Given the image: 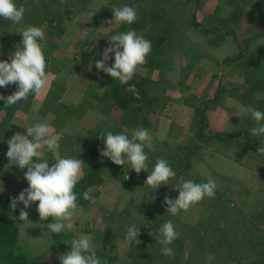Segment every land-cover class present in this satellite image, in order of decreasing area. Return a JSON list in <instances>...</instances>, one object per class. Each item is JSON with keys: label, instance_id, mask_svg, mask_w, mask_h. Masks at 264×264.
<instances>
[{"label": "trees", "instance_id": "1", "mask_svg": "<svg viewBox=\"0 0 264 264\" xmlns=\"http://www.w3.org/2000/svg\"><path fill=\"white\" fill-rule=\"evenodd\" d=\"M90 1L65 0V4L41 6L38 0H14L18 7L23 5L25 14L19 24H13L9 20L0 18V35L8 32V36H12V45H8L4 55L0 57V62H11L10 53H14L16 46L20 45L22 41L20 30L27 26H36L42 28L45 33V40L40 43L46 61L47 73L54 72L56 69H64L70 74L85 68L86 64L75 58L66 57L64 60H58L55 52L58 37L65 32L66 20L79 13ZM101 1L103 4L100 7V17L106 22L113 19V6L127 5L136 8L137 19L135 22L130 25L122 23L114 28L113 33L131 30L149 40L152 44V51L146 57V63L141 67L160 71L169 69L173 64L177 50L185 46L187 40L184 33L188 27L201 30L204 35L223 31L228 20H233L241 14L240 2L243 0H234V10L228 19L206 16L200 23L197 22L192 9L195 4H201V0ZM220 37L222 38L223 35ZM106 76L107 84L103 98L117 111L118 122L116 128L108 127L105 123L90 130L83 127L84 136H74L73 142L76 147L84 148L80 158L85 162L81 179L74 189L78 198V206L83 207L93 201L95 192L104 182V175H108V170L120 171L122 175L128 176L129 182L135 178L141 179L140 192L142 194H139L134 200V203L139 201V204L136 207L132 203L129 206H124L123 210L116 213L114 217H109L111 220L107 221V227H114L112 230L117 239L121 237L124 240L128 227L132 225L140 229L138 239L141 243L137 245L133 242L131 246L126 243L124 254L128 264H203L209 257L217 260L223 258L233 264H264V231L244 217L241 211L235 207H229L233 204L223 199L224 196L218 189H216L214 198L205 197L199 203L203 208V213L198 221L194 225H187L182 222L181 213L171 216L166 212L162 196L166 185H161L155 192L145 186L146 178L154 168L157 159L167 160L176 173V176L167 183L172 189L185 180H192L196 183L207 182L195 174L191 165L193 159L198 157L200 143L208 144L211 140L210 134L205 131L208 125L205 115L207 104L193 95L185 97L186 106L191 107L194 112V121L190 127H195V131L190 135L184 133L186 136L184 138L188 139V143L182 145V139L178 140L176 144L168 142L162 151H158L153 146L151 148L146 146L147 170L137 174L132 171L130 165L117 166L111 160L102 157L100 152L105 145L99 137L102 133L106 135L110 131L113 134H127L131 138L133 131L138 127L155 131L159 120L157 116H160L165 103H161L159 97L151 92L153 83L138 74H135L133 79L126 84L113 80L107 74ZM245 82L248 86L246 95L238 96L239 100L264 112L262 104L252 97L254 87H258L259 81L255 79L254 74L250 73ZM16 88L17 85L9 84L0 88V95L6 98L9 96L7 93ZM63 89L61 82H53L48 97L40 110L42 115L46 113L54 115L55 125L58 127L65 126L67 120L79 118L80 115V107L63 105L58 102ZM223 92L224 88L219 86L213 97L214 100L218 99ZM1 101L0 151H3L7 144L4 132L13 114L14 116L18 114L13 106L5 107L4 101ZM84 131H90V135ZM215 137L218 136L215 135ZM219 138L221 139V137ZM43 154V159H46L49 165L55 162L51 152L45 149ZM25 172L26 169H24L23 177ZM8 181L9 174L7 172L6 174L0 173V264H60L59 257L64 255L60 253H67L71 249L69 235L63 232L49 235L46 225L52 222L51 217L43 222L40 221L37 207L30 206L26 209L29 218L27 227L30 230L34 227L31 231L44 237L43 243H45L46 251L43 253L41 248L40 253L37 254L22 251L19 226L15 221L14 211L11 209V201L15 195L9 189ZM23 181L27 186L28 182L24 178ZM89 187H94L95 191L91 194L92 199L85 200L83 193ZM29 210L31 211L29 212ZM117 219H119L118 224L113 225V223H117ZM169 220L174 224L178 238L169 245L174 255L164 256L161 252L162 246L156 242V239L160 237L159 229ZM104 234L109 235L107 232ZM95 254L102 264L115 263L116 255H107L102 252ZM118 258L117 256V260Z\"/></svg>", "mask_w": 264, "mask_h": 264}, {"label": "crops", "instance_id": "2", "mask_svg": "<svg viewBox=\"0 0 264 264\" xmlns=\"http://www.w3.org/2000/svg\"><path fill=\"white\" fill-rule=\"evenodd\" d=\"M102 4L101 0H91L76 16H82L81 20L84 21L83 17L87 14V21L77 26L78 18L73 19L69 28L65 23V32L57 41L55 54L58 60H64L66 57L75 58L85 63L86 67L70 74L64 69H56L55 73H48V86L40 96L29 95L26 100L12 105L18 115L13 114L4 132L7 141L17 132L27 135L25 129L27 126L38 122L48 123L53 132L60 136L58 150L60 157L77 158L84 162L80 158L84 148L76 147L72 140L68 145L69 148L71 147L68 156L65 154L67 152L65 141L72 139L82 130L85 122L91 120L103 122L115 110L103 98L107 84L106 73L95 67L96 61L103 58V51L111 46L109 38L114 35V28L119 26L110 25L101 19ZM92 5H95L94 11H87ZM234 5V0H203L200 7L194 5L196 20L200 23L206 16L228 19L234 10ZM240 5L241 14L233 20H228L223 31L204 35L201 30L188 27L184 33L186 44L177 50L169 69L154 71L140 66L136 74L153 83L152 88L160 87L162 93L164 92L162 96L165 104L159 117V125L155 132H150L152 137L150 144L158 151H162L165 144L171 141L173 127L176 128L179 118L183 117L182 120H186L188 115L193 117V109L186 106L185 97L193 95L207 104L205 115L208 125L205 131L210 134L211 140L208 144L200 143L201 148L197 158L199 162L194 163L192 167L197 170L201 178L205 181H214L217 187L223 185V180H235L236 183H240L238 185H242L243 193H239L237 205L243 210V215L245 214L247 219L264 229V155L257 153L264 137L250 135V130L256 126V122L251 117V113L245 109L255 108L250 104H244L238 98L240 95H246L247 75L254 74L259 83L258 87H254L252 97L264 108V0H243ZM88 12L96 14L91 16ZM97 13H99L98 17ZM220 35L223 37L221 38ZM106 63L109 67L114 64V54L110 55ZM55 81L61 82L64 87L58 102L80 107L79 118L69 119L66 121L67 124L61 127L55 125L54 115L49 113L42 115L40 112ZM219 86L224 88V92L214 100L213 97ZM257 93L260 94L259 97ZM0 105L2 106L1 100ZM261 123L264 124V121ZM7 151L8 144L0 154L5 155ZM54 158L56 161L57 157ZM4 161L7 167L3 170L10 176L8 182L10 187H8L15 198H18L19 194L28 188L23 181L24 170L10 164L7 157ZM119 174V177L116 174L117 181L127 178L121 172ZM107 182L110 183L104 175V182L95 192L93 201L78 207L72 221L73 230L64 231L70 235L71 243L81 234L88 236L91 243L90 252L98 249L99 252L104 251L101 249L104 247L103 244L97 239V233L91 228V221L98 216L92 213L96 208L104 211L106 209L103 199L105 194L101 189ZM140 183L141 179L137 178L132 185H135L133 190H136ZM123 184L125 185L123 182L117 184V193L121 194L119 191L125 190ZM132 196L133 194L129 198L122 197V203H128ZM108 197H111V194H108ZM37 205L38 202L31 206ZM17 206L24 208L20 203H17ZM192 208L198 209V206ZM18 209L19 207H16L17 211ZM196 219L197 216L192 222L195 223ZM22 226L19 227L21 241L22 235L27 231L37 235L35 231L25 228V222ZM22 228L24 231L21 230ZM96 247L98 249H95ZM125 260L128 263V260Z\"/></svg>", "mask_w": 264, "mask_h": 264}, {"label": "clouds", "instance_id": "3", "mask_svg": "<svg viewBox=\"0 0 264 264\" xmlns=\"http://www.w3.org/2000/svg\"><path fill=\"white\" fill-rule=\"evenodd\" d=\"M113 19L107 23L110 25L132 24L137 19L135 7H112ZM25 14L23 5L17 6L14 0H0V18L19 24ZM90 12L88 15H94ZM22 41L16 46L14 53H10V60L0 62V88L9 84L17 85V90L6 98L0 95L5 107H10L21 100H26L29 95L40 96L48 86L49 74L46 72V61L40 41L45 40L42 28L27 26L20 30ZM110 45L103 51V58L96 61V69L103 71L113 80L126 84L133 79L137 69L146 63V57L152 51V44L144 37L137 35L135 31L121 32L109 38ZM114 54V64L109 67L107 61ZM103 90V89H101ZM260 96L259 93L256 94ZM245 111L251 113L256 126L250 130L252 137H264V112L248 108ZM27 135L17 132L7 141L8 151L6 156L10 164L17 165L21 170L26 169L24 179L28 182V188L19 194L18 198L11 201V209H16L17 203H22L24 209L37 203V212L40 221L52 218V222L46 225L47 233L59 234L63 231L73 230L72 223L78 209L77 195L74 189L81 179L84 162L77 158H59L60 136L55 134L48 123L38 122L25 127ZM99 139L104 142V149L100 155L117 166L130 165L132 171L139 174L147 170L148 155L145 147L151 148L152 139L150 132L143 128H136L131 138L127 134H101ZM51 152L58 158L49 165L43 159V150ZM257 153L264 155V141L261 142ZM176 173L165 159H157L154 168L147 176L145 186L153 192L161 185H167ZM128 179V176L125 180ZM216 184L212 180L205 183H196L185 180L178 184L177 199L165 197L166 212L176 216L182 211L187 212L191 207L199 204L205 197L214 198ZM94 187H89L83 193L85 200L92 199ZM19 221L28 222V212L21 210ZM29 223V222H28ZM160 237L156 239L162 248L164 256H173L174 252L169 247L178 238L175 226L171 220L165 222L159 229ZM140 229L135 225L128 227L125 242L131 246L133 242L141 243L138 239ZM91 243L88 236L81 234L71 243V249L67 254L59 257L60 264H102L94 252H90Z\"/></svg>", "mask_w": 264, "mask_h": 264}, {"label": "rangeland", "instance_id": "4", "mask_svg": "<svg viewBox=\"0 0 264 264\" xmlns=\"http://www.w3.org/2000/svg\"><path fill=\"white\" fill-rule=\"evenodd\" d=\"M38 1H39L38 3L41 6H47V5H50V4L51 5H53V4H58V5L59 4H65V0H54V1H51V0H38ZM201 1H202L201 4L197 3L195 5L197 7L199 5L201 6L202 3H203V0H201ZM94 3H96V2H94ZM94 9H95V5H92L90 8H88L87 11H94ZM192 11H194V13H195V8H193ZM77 14H75V15L71 16V18L67 19V21L65 22L67 28H69V25L73 21V19H77L78 18L77 26H80L82 24V22L85 23V21H87V19H88L87 14H85V16L83 17V19H85L84 21L81 20L82 16L81 17L80 16L76 17ZM98 14L99 13H97V17H98ZM95 17H96V15H95ZM8 45L9 46L12 45V36L10 35V37H9L8 36V32H4L3 34L0 35V57L2 55H4V52L9 47ZM152 89H153L152 93H154L155 96L159 97L161 103H163L162 94L164 92L162 93V91L160 90V87H154ZM13 92H15V90L9 91V95H11ZM157 117H160V116H157ZM182 118L183 117L178 119V121L176 123L177 124L176 128L173 127L172 131L174 133H173V137H172V139L170 141L171 144H176L177 141L178 140L181 141V139H182V145H184L185 143H188V139L184 138V137H186L185 134L190 135V133H193L195 131V127H190L192 125V121H194L193 117L191 115H188L186 120L185 119L182 120ZM180 120H182V121H180ZM117 122H118L117 111L113 110V113L108 115V118H106L105 121L98 122L96 120H91L90 122H85L84 123L85 126H83V127H87V129L90 130L92 128L97 127L99 124L105 123L108 127L116 128ZM158 125H159V120H158V123H157V127H158ZM87 131H84V132H87ZM155 131H151L150 130L149 132H155ZM89 132H87V135H90ZM74 134H75V132L73 133V135ZM75 135H83V131L80 130ZM72 140L74 141V137L72 139H69V140L65 141L66 142L65 143V145H66V149L65 150L67 151V152H65V154H67L68 156H69L70 149H71V147L69 148L68 145L70 144V142ZM77 142H78V140H77ZM73 144L75 145V143H73ZM6 157H7L6 154L5 155L4 154L0 155V173H3V174H6V172H4V170H3L5 167H7V166H5L7 160L4 161V159ZM58 157L61 158L60 154H58ZM3 162H4V164H3ZM196 162H199V160L194 158L193 162H191V165H193ZM108 171H109L108 175H106V176H107L108 180L110 181V183L107 182L104 185V187L101 189V192H103L105 194L104 195L105 197H103V199H104V204H105L106 209L104 211V210H102L100 208H96L95 212H92V213H95V215H98V216H96L91 221V223H92L91 228L93 229V231H95V233H97L98 241L101 244H103V246H104L103 248H101L102 250H104V251H101L102 253L107 254V255H113V256L116 255V259H115V263L114 264H128L126 262V260H125L126 257L124 259V255H125L124 252L126 251V242L121 237L117 239V236L114 234V232L112 230L114 227H107V221L111 220V219H109V217H111V216L114 217L116 215V213H118L121 210H123L124 206H126V205L129 206L130 203H132V205H134V207H136L139 204V201H138V203L137 202L134 203V200L139 194H142V193L140 192V185L138 186V188L136 187V190H133L135 185L134 186H132V185L134 184V181L136 180V178L132 182H129V180H125L124 178H123V180L120 179V181L119 180L117 181L116 174L118 176L120 171H116V170H113V169H110ZM194 172H195V174H197L199 176L197 170L196 171L194 170ZM3 176L5 177V175H3ZM124 176L127 177L126 175H124ZM113 182H114V184H113ZM120 182L121 183L122 182L125 183V185L123 184V186L125 187V190L124 191H119L121 194L117 193V184H119ZM222 184L223 185L221 187H216V189L221 191L222 195L225 197L224 198L222 196L223 199H226L230 203L233 204V206L229 205V207H231V208L235 207L237 210H239V211H241L243 213V210L237 205L238 204V197H239L238 195H239V193L240 194L243 193L242 185H238L240 183H236L235 180H229V181L223 180ZM126 186H128L129 188L126 187ZM176 187L172 189L170 185H166L164 187V190H163V195H162L163 198L165 199V197L167 196V197H169L172 200L177 199L178 196H179V192H176L177 191ZM171 193H173V194H171ZM108 194H111V197H108ZM131 194H133V196L130 199V201L128 203H122V199H123L122 197L129 198L131 196ZM106 196H107V198H106ZM20 204L22 205V203H20ZM197 206H198V209L191 207L187 212H183V211L181 212V220H182L183 223H185L187 225H194L198 221V219L200 218L201 214L203 213V208L199 204H197ZM16 207H19V209H18V211L16 209L14 210L15 221L18 224L19 227H23L22 225H23L24 222L19 221V213H20L21 210H26V209H24L23 207L17 206V205H16ZM33 207H37V206H33ZM30 211L31 210H29V212ZM196 216H197V219H196V222L194 223V222H192V220ZM244 217H245V214H244ZM106 218H107V220H106ZM28 221H29V218H28ZM51 221H52V218H51ZM118 222H119V219H117V223L115 222V223H113V225H117ZM27 223L28 222H25V228H28V227H26ZM33 229H34V227L31 228V230H33ZM21 230L24 231L23 228ZM262 230L264 231V229H262ZM106 232L109 233V235H105L104 233H106ZM63 233H65V232L63 231ZM65 234H67V233H65ZM22 236H23V240L21 241L22 251H24L26 253L34 252L36 254L40 253V251H41L40 248L42 249L43 253L46 251L45 250V243H43L45 240H44V237L41 236V234H39V235L38 234L37 235L36 234H31V232L27 231V233L23 234ZM69 240L71 241L70 235H69ZM95 249H98V248L96 247ZM98 250H94L93 252L97 253V252H99ZM60 254H67V253L61 252ZM117 256L119 257L118 260H117ZM221 259H223V258H220L219 260H217V259H214L212 257H209V258H207L205 260V262L203 264H233V263H230L229 261H226L225 259H223V260H221ZM42 261H43V259H42Z\"/></svg>", "mask_w": 264, "mask_h": 264}]
</instances>
